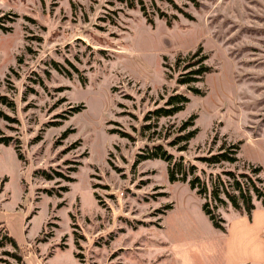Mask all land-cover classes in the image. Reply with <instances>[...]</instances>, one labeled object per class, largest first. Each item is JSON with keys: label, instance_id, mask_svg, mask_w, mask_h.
Returning a JSON list of instances; mask_svg holds the SVG:
<instances>
[{"label": "rangeland", "instance_id": "1", "mask_svg": "<svg viewBox=\"0 0 264 264\" xmlns=\"http://www.w3.org/2000/svg\"><path fill=\"white\" fill-rule=\"evenodd\" d=\"M198 48L212 72L178 83ZM174 94L185 109L149 119ZM0 140V225L23 255L5 245L0 264H225L202 205L227 229V172L261 168L264 187V0H0ZM222 143L238 162L200 160ZM156 145L195 166L205 199L138 161Z\"/></svg>", "mask_w": 264, "mask_h": 264}, {"label": "trees", "instance_id": "2", "mask_svg": "<svg viewBox=\"0 0 264 264\" xmlns=\"http://www.w3.org/2000/svg\"><path fill=\"white\" fill-rule=\"evenodd\" d=\"M201 52L202 49L198 48L193 55L192 61L190 60V62L187 64V68H196L192 69L189 73L190 75L185 77L183 80H180L178 83L190 84L200 82L206 74H210L212 72V68L206 66L204 63L207 60V56L202 55ZM195 58L197 59L194 60ZM192 92L194 95L203 96V92L200 90L193 89ZM188 103L189 99L186 96L180 94L170 95L165 101L164 105L150 111V116L148 117L149 119L154 120L171 117L183 111ZM78 112V108L73 110V113ZM194 119L195 116H191L186 122H184L178 129L177 136H175V138L169 142V146L177 147V152L186 151L189 142L197 135L198 130L194 128ZM239 145L240 143L226 146L224 143H222L217 153H209L208 156L202 157L200 160L203 163H207L209 165H217L221 163L235 164L238 162L237 154L240 149ZM147 159H160L164 161L168 165L167 171L170 183H188L190 189L195 190L198 196L204 199L206 198L207 188L205 182H203L198 176H194L192 179L187 181L188 175H193L195 166L191 165L188 167L185 164L182 156L175 158L173 154L167 152L161 145H156L148 149L146 154L139 155L138 161ZM260 171L261 168H255L249 174L235 175L234 172H227L226 174L230 177L232 183L229 186L225 185L223 188V193L231 207L241 216H245L249 222L251 221L252 213L255 210L253 198L256 201L261 202V204L264 206V187L262 188L260 186L262 180L256 177V175H259ZM55 175L60 177L59 173H55ZM45 176L48 180L53 178L51 175L46 174ZM218 195L219 190H217V186H215L214 189L210 191V196L212 199H216L221 205L224 204L225 202L221 200ZM202 210L208 217L214 229L227 234L224 220L215 212V209L209 207L207 201L203 203ZM5 245L11 246L13 249H15L14 258L18 262L23 261V255L20 248H18L16 242L7 235V233L4 231V228L0 225V248L4 247Z\"/></svg>", "mask_w": 264, "mask_h": 264}, {"label": "crops", "instance_id": "3", "mask_svg": "<svg viewBox=\"0 0 264 264\" xmlns=\"http://www.w3.org/2000/svg\"><path fill=\"white\" fill-rule=\"evenodd\" d=\"M263 234L264 206H255L250 222L245 216L229 220L225 238V264H245L251 258L260 263L264 259V252H256L253 246L263 242Z\"/></svg>", "mask_w": 264, "mask_h": 264}]
</instances>
